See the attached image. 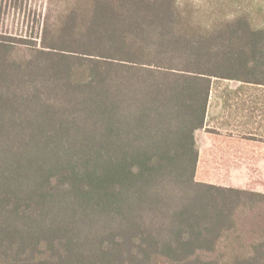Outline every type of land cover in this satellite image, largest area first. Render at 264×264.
Listing matches in <instances>:
<instances>
[{"label":"trees","instance_id":"trees-1","mask_svg":"<svg viewBox=\"0 0 264 264\" xmlns=\"http://www.w3.org/2000/svg\"><path fill=\"white\" fill-rule=\"evenodd\" d=\"M49 2L0 35V264H264V194L196 179L213 95L264 89V3Z\"/></svg>","mask_w":264,"mask_h":264},{"label":"rangeland","instance_id":"rangeland-1","mask_svg":"<svg viewBox=\"0 0 264 264\" xmlns=\"http://www.w3.org/2000/svg\"><path fill=\"white\" fill-rule=\"evenodd\" d=\"M257 1L264 3V0ZM49 7V0H0V35L40 41L42 20L48 15ZM226 85L236 87L238 83H223L218 93ZM246 100L245 116H256L257 125H249L246 132L253 135L244 137L236 134L229 138L230 132L215 129L222 120L197 132L199 165L196 179L216 186L264 194V89L251 87ZM221 110V100L214 94L209 107V124L221 119ZM233 113L224 115L241 114Z\"/></svg>","mask_w":264,"mask_h":264},{"label":"crops","instance_id":"crops-1","mask_svg":"<svg viewBox=\"0 0 264 264\" xmlns=\"http://www.w3.org/2000/svg\"><path fill=\"white\" fill-rule=\"evenodd\" d=\"M238 86H239V84L236 87H232L231 85H229L230 93L231 92L233 93L234 90ZM244 93H245V97L247 98V93L248 92L245 91ZM244 93H242V95ZM242 95L240 94V96H242ZM232 96L234 97V94H232ZM229 99H230V104L231 103L234 104V102H235V101H233L234 99H231V97H229ZM238 107H239L238 110H237V105L236 106L233 105L232 107H230V108H228L226 110H223V114H222V116H220L221 119H217L216 121H211L210 124H209V120H210L209 118L210 117L207 116L205 129L208 127V125L215 126V124L218 123L219 120H222L221 125L220 124L218 126L216 125L218 128L216 127L215 129H217V131L230 132V135H228L229 138H231V136L236 135V134H239V135L244 136V137L253 135V133L247 134L246 132H248L247 127H249V125H257L256 120H255L256 116L255 115H253V116H250V115L249 116H245L244 113L247 112L246 106L245 105H243V106L238 105ZM236 111H237V113L240 112L241 114H239V116H225L224 115V113L228 114V113H233V112H236ZM242 115H244V116H242ZM212 129H214V128H212ZM251 129H252V132H253V130H254L253 126H251ZM198 165H199V160H198ZM230 188H234V187H230Z\"/></svg>","mask_w":264,"mask_h":264}]
</instances>
